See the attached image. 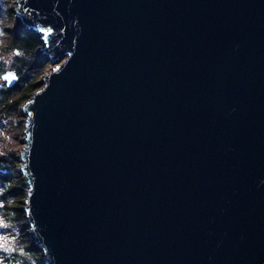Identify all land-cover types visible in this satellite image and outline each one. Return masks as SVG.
I'll return each instance as SVG.
<instances>
[{"label":"water","instance_id":"obj_1","mask_svg":"<svg viewBox=\"0 0 264 264\" xmlns=\"http://www.w3.org/2000/svg\"><path fill=\"white\" fill-rule=\"evenodd\" d=\"M14 11L55 63L20 104L43 263L264 264V0Z\"/></svg>","mask_w":264,"mask_h":264},{"label":"rangeland","instance_id":"obj_2","mask_svg":"<svg viewBox=\"0 0 264 264\" xmlns=\"http://www.w3.org/2000/svg\"><path fill=\"white\" fill-rule=\"evenodd\" d=\"M14 6H16V0H0V89L12 86L6 85L5 80L1 78V73L7 69L15 71L11 63L19 56L18 51L13 46L7 45L10 40L9 28L21 24L14 11ZM41 45L42 43L36 46V50L45 59L36 63L29 70L28 76V79L31 78L37 84L40 82L42 73L55 64L51 63L42 52ZM11 90L10 98H15L18 92L14 88ZM23 118L24 114L21 112L20 104L10 111L0 109V158L4 162V166H0V174H6L11 186H13L12 193L4 195L12 208L4 207L6 200L4 203L0 201V260H2V256L15 252L13 264H24L30 258L22 249V246L32 247L34 245L37 248V254L39 253L42 258L41 250L31 239L28 226H23L25 214L22 206L26 184L22 173L19 171L20 161L17 159L19 150L23 145ZM2 190L3 185L0 181V191Z\"/></svg>","mask_w":264,"mask_h":264},{"label":"trees","instance_id":"obj_3","mask_svg":"<svg viewBox=\"0 0 264 264\" xmlns=\"http://www.w3.org/2000/svg\"><path fill=\"white\" fill-rule=\"evenodd\" d=\"M9 31L10 40L7 45L13 46L18 51L19 56H17V58L11 63V66L15 69L18 75L17 81L11 87L0 89V109L6 111H10L12 108L21 104V102L28 97L29 93L38 86V84L31 78L28 79L29 70H31L36 63L44 61L45 59V57L41 56L36 50V46L41 44V40L37 37L35 32L27 29L21 24H16L9 28ZM12 88L18 92V95L15 98H10ZM0 166H4V162L1 158ZM0 178L1 184L3 185V190L0 191V201L4 203L6 200L4 207L12 208V206L8 204L7 199L4 198V195L12 193L13 186H11L6 174L1 173ZM18 182L20 184L19 180ZM23 226L28 225L23 223ZM32 247L22 246L25 253L30 256L24 264H44L39 253L37 254V248L34 247V245ZM14 254L15 252L2 256L0 263L13 264Z\"/></svg>","mask_w":264,"mask_h":264},{"label":"bare ground","instance_id":"obj_4","mask_svg":"<svg viewBox=\"0 0 264 264\" xmlns=\"http://www.w3.org/2000/svg\"><path fill=\"white\" fill-rule=\"evenodd\" d=\"M18 17V16H17Z\"/></svg>","mask_w":264,"mask_h":264}]
</instances>
